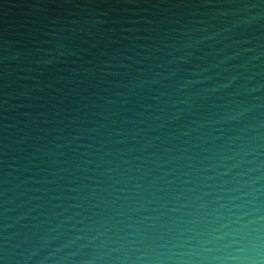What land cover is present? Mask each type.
I'll return each instance as SVG.
<instances>
[{"label":"clouds","instance_id":"9594fccd","mask_svg":"<svg viewBox=\"0 0 264 264\" xmlns=\"http://www.w3.org/2000/svg\"><path fill=\"white\" fill-rule=\"evenodd\" d=\"M251 9L264 0L194 30L141 79L154 102L145 106L156 109L148 115L160 121L142 150L159 149L148 157L170 190L164 211L128 215L147 205L133 200L140 184L126 186L135 177L117 168L108 178L128 195L82 185L46 203L13 197L0 213V264H264V31L250 35L264 29V11Z\"/></svg>","mask_w":264,"mask_h":264},{"label":"water","instance_id":"95a60500","mask_svg":"<svg viewBox=\"0 0 264 264\" xmlns=\"http://www.w3.org/2000/svg\"><path fill=\"white\" fill-rule=\"evenodd\" d=\"M260 2L0 0V213L10 198L19 203L41 196L33 202L46 203L76 195L73 188L82 185H99L84 191H103L109 199L128 195L114 192L108 177L119 173L109 168L135 177L127 187L141 186L133 200L147 207L128 215L163 212L158 205L170 190L159 179L161 165L152 162L157 157H148L159 149L142 150L150 137L161 135L149 128L160 121L148 115L156 109L145 106L154 102L141 79L194 30L241 4ZM257 27L254 38L264 31Z\"/></svg>","mask_w":264,"mask_h":264}]
</instances>
